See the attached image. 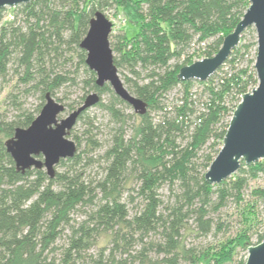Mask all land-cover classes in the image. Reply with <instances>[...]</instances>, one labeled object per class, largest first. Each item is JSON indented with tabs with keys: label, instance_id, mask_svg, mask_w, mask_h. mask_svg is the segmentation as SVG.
Instances as JSON below:
<instances>
[{
	"label": "trees",
	"instance_id": "trees-1",
	"mask_svg": "<svg viewBox=\"0 0 264 264\" xmlns=\"http://www.w3.org/2000/svg\"><path fill=\"white\" fill-rule=\"evenodd\" d=\"M248 6V0H30L3 22L0 9V98L6 91L0 99V264L245 263L247 248L264 237L257 220L213 243L188 239L227 231L225 209L245 206L250 182L264 177L260 160L241 163L218 184L204 178L241 95L258 83L254 28L244 30L207 80L177 74L195 54L212 57ZM111 7L137 25L134 35L122 31L109 41L125 87L147 105L142 115L125 112L131 106L108 84L97 86L80 47L94 13ZM79 83L74 99L57 97ZM91 92L98 93L94 106L107 123L96 122L91 107L82 111L69 133L76 153L59 161L52 178L44 169L18 171L4 142L30 125L45 95L66 113ZM249 193L264 207V187Z\"/></svg>",
	"mask_w": 264,
	"mask_h": 264
},
{
	"label": "water",
	"instance_id": "water-1",
	"mask_svg": "<svg viewBox=\"0 0 264 264\" xmlns=\"http://www.w3.org/2000/svg\"><path fill=\"white\" fill-rule=\"evenodd\" d=\"M29 1L0 0V9L15 8ZM248 1L249 6L241 20L224 37L220 49L212 57L201 58L181 67L177 74L179 80H207L239 44L244 30L254 28V70L258 83L251 91L241 95L232 113L222 146L204 175L209 184H218L232 176L241 163L252 165L264 160V0ZM112 25L101 11H96L89 20L88 30L80 42V47L86 52L85 63L95 73L97 86L108 84L116 96L128 103L136 114L142 115L147 110L146 103L127 90L114 64L109 41ZM99 100L98 93L91 92L78 108L61 117L65 105L47 93L45 103L30 125L16 128L13 136L4 142L16 169L21 172L30 168L44 169L52 178L59 161L71 158L76 153V144L68 135L78 116ZM244 264H264V237L258 244L247 248Z\"/></svg>",
	"mask_w": 264,
	"mask_h": 264
},
{
	"label": "rangeland",
	"instance_id": "rangeland-1",
	"mask_svg": "<svg viewBox=\"0 0 264 264\" xmlns=\"http://www.w3.org/2000/svg\"><path fill=\"white\" fill-rule=\"evenodd\" d=\"M13 11H14V8L6 7L5 10L2 13V15H3L2 22L10 20L12 18V16H13ZM103 13L105 14V16L113 24L112 25V33L111 34L114 35V37L111 38L112 41H116L115 35L119 34L122 31H124L129 37L136 33L137 25L135 23H132L131 21H129L127 18H125V16H123L122 13H119V12L115 11L114 8L111 7L109 9L105 10ZM198 59H201V58L198 57V54H195L192 57L193 62L198 60ZM119 76L122 79V75L119 74ZM81 85L82 84L79 83L78 86H76V87H72L70 89H65L67 92L64 91V90H61L57 94V97H62L64 95L68 96L67 97L68 99L66 98L64 100V102L68 101L69 99L70 100L74 99L76 96L81 94V92H82L81 89H80ZM5 93H6V91L1 95L0 99L3 98ZM102 99L104 101L107 100L108 99V95L104 94L102 96ZM30 102L33 105H35V104L38 103V100L31 99ZM125 112L131 113V112H133V109L131 107L127 108V109H125ZM68 113H69V111H67L66 113L62 114L61 117L66 116ZM88 114L90 116L95 117L96 120H97L96 122H100L102 124H106L107 123L108 117L106 116L105 112L102 111L98 107H95V106L91 107L89 109V111H88ZM76 128H77L76 132H79V130H82V127L79 126V125ZM129 133H130V130H126V134H129ZM68 138L71 139V137H69V135H68ZM39 158L41 159L42 157L39 156ZM258 187L259 188L260 187H264V177H260V178L255 179V180L250 182V188L247 191L248 196L246 197V200H245L246 201L245 206H242L240 208H236L234 206H230L227 209H225V211L223 213V216L225 217V220H227L229 222V228H228L227 231L220 232L217 235L216 238H214L212 236H208L207 238H204V239H201V238L200 239H196V241L192 240V238H189L188 241L189 242H193V243L195 242V243L201 244V245H205V244H207L209 242L213 243V242H215L216 239H219L221 237H224V238L234 237L237 234V232L239 231L240 226L242 225V222L246 223V222H248V220L251 221V219H252L251 223H253V220H257L259 223H261V226L264 225V207L263 206L257 207L256 206V201H254V199L250 196V193H249L250 189L258 188ZM163 192H164V190H163ZM245 215L248 216V218L246 220H244V218H245L244 216ZM245 226H246V224H245ZM259 230L261 231L262 228H260ZM256 240H257V236L253 235L252 242H255ZM241 255H242V253H241ZM199 264H208V262L207 261H202Z\"/></svg>",
	"mask_w": 264,
	"mask_h": 264
},
{
	"label": "built area",
	"instance_id": "built-area-1",
	"mask_svg": "<svg viewBox=\"0 0 264 264\" xmlns=\"http://www.w3.org/2000/svg\"><path fill=\"white\" fill-rule=\"evenodd\" d=\"M202 46L204 45L203 43L201 44ZM193 46V48L195 47L194 45H192Z\"/></svg>",
	"mask_w": 264,
	"mask_h": 264
}]
</instances>
